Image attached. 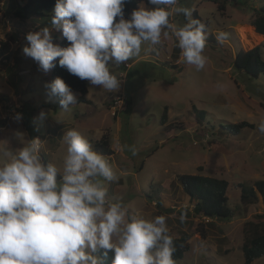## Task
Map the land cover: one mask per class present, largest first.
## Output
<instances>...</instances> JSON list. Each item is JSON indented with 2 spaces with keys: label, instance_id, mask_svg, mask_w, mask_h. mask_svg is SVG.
Returning <instances> with one entry per match:
<instances>
[{
  "label": "rangeland",
  "instance_id": "374dc122",
  "mask_svg": "<svg viewBox=\"0 0 264 264\" xmlns=\"http://www.w3.org/2000/svg\"><path fill=\"white\" fill-rule=\"evenodd\" d=\"M9 1L0 0V40L8 45L6 54L0 57V95L7 96L0 97V119H4L0 140L8 141L15 150L23 146L20 136L24 141L39 136L44 141L41 155L59 165L66 152L61 142L64 131L75 128L93 147L107 131L109 147L115 153L105 156L119 176L117 181L107 183L109 198L122 200L129 209L140 210L150 218L165 215L174 236L189 234V249L176 264H243L244 224L264 221V204L259 197L241 214L239 193L233 185L264 179V133L258 130L264 119V74L252 78L238 71L233 61L238 50L257 45L264 59V35L256 33L249 23L253 9L264 5V0H217L223 5L221 10L209 0H180L178 6L196 11L207 22L205 68L197 71L178 62L181 50L174 40L162 39L156 51H149L151 46L145 44L139 56L119 66L110 63V70L121 82L118 91L101 90L86 80L90 102L70 106V111H65L45 87L51 69L43 71L23 52L28 45L26 34L44 27L59 44L62 34L51 24L54 11L18 25ZM171 19L180 25L186 22L183 14H174ZM249 30L253 31L254 42L245 45L243 39ZM218 31L229 34L224 44L215 39ZM122 94V108L113 115L112 101ZM11 108L22 114L20 122L7 114ZM193 108L207 111L203 126L192 119ZM41 111L46 114L43 119L39 117ZM164 111L166 116L160 124ZM240 121L252 127H244L236 135L218 129L219 122ZM118 145L134 146L138 154L119 151ZM184 173L224 178L231 183L228 196L233 217L205 220L194 215L177 181ZM182 206L189 208L183 223L178 211ZM252 264H264V256Z\"/></svg>",
  "mask_w": 264,
  "mask_h": 264
},
{
  "label": "clouds",
  "instance_id": "9594fccd",
  "mask_svg": "<svg viewBox=\"0 0 264 264\" xmlns=\"http://www.w3.org/2000/svg\"><path fill=\"white\" fill-rule=\"evenodd\" d=\"M126 0H56L51 20L68 42L54 43L51 30L26 34L25 55L47 72L58 60L60 67L101 90L116 92L118 75L110 70L139 56L142 46L149 51L162 39L174 40L180 61L203 70L207 25L192 16L193 10L178 6L180 0H148L125 18ZM183 14L185 23L171 18ZM118 18V19H117ZM218 43L229 34L218 31ZM65 111L78 103L63 79L45 85ZM40 112L39 117L45 118ZM13 119L22 120L16 113ZM38 130V129H37ZM264 133V119L258 124ZM13 150L0 140V264H103L109 252L111 264H176L174 238L167 217L146 216L131 210L122 200L108 196V182L119 176L108 157L75 128L64 131L66 152L61 163L45 162L44 141L39 137L24 141ZM138 154L134 146L118 145L117 150ZM186 220L185 206L178 209Z\"/></svg>",
  "mask_w": 264,
  "mask_h": 264
},
{
  "label": "trees",
  "instance_id": "16d2710c",
  "mask_svg": "<svg viewBox=\"0 0 264 264\" xmlns=\"http://www.w3.org/2000/svg\"><path fill=\"white\" fill-rule=\"evenodd\" d=\"M209 1L214 2L217 5V9H223V5L217 0ZM141 2L148 5V0H126L124 5L126 19L129 18L131 11L136 9ZM55 3L56 0H10L9 6L16 24L20 25L21 21H28L34 17L47 16L51 9L54 10ZM192 16L194 19L201 20L196 11H193ZM204 23L207 25L206 21H204ZM249 23L256 33L264 35V5L253 9ZM252 33L253 31L249 30V35L246 39H243L245 45H252L251 43L254 42ZM208 40L214 41L212 38H209ZM58 45L66 47L68 42L62 36ZM7 49V43L0 40V57L6 54ZM58 60L59 58L54 61L55 66L51 69L50 74L46 78L47 84L59 77L64 80L66 85H68L72 91L77 92L76 97L78 103H89L90 100L86 97L88 92L86 80H81L77 76L70 74L65 68L60 67ZM233 64L238 71H242L252 78H257L260 74H264V59L259 45L245 50H238L235 54ZM0 97L7 98L4 94H1ZM165 116L166 111L163 112L160 124H163ZM206 117L207 111L193 108L192 119L197 124L203 126ZM3 124L4 119H0V128ZM244 127H252V124L247 121H240L237 123H218L219 131L228 135H236L239 130ZM109 140L110 135L105 131L94 143L95 150L106 156L114 154L113 150L109 147ZM42 159L45 162H48L44 156H42ZM177 181L183 189L188 203L192 206L191 210L194 215L205 217L209 220H228L233 217L234 211L230 206V199L228 196V190L231 183L226 179L198 173H184L178 175ZM233 186L239 193L237 206L241 214H244L243 212H246L249 206L256 204L259 197L264 204V179L256 180L251 184L237 182L234 183ZM185 210L188 211L189 208L185 207ZM243 234V242L241 245L243 264H252L255 259L264 256V221H247L243 227ZM172 236L176 246L173 258L176 261L181 259L184 253L189 249L188 239L190 238V235L187 233H181L179 236ZM112 257L113 254L109 252L108 258L103 261V264H111Z\"/></svg>",
  "mask_w": 264,
  "mask_h": 264
},
{
  "label": "built area",
  "instance_id": "2783aa9c",
  "mask_svg": "<svg viewBox=\"0 0 264 264\" xmlns=\"http://www.w3.org/2000/svg\"><path fill=\"white\" fill-rule=\"evenodd\" d=\"M124 65H125V67H128V66H129L128 63H125ZM121 78H122V77H121ZM124 99H125V96H124L123 94L114 97V99H113V101H112L113 104H112L111 107H110L111 110H112V114H113V115L115 114L116 110L122 108V105H123ZM7 114L10 116V118H11L12 120H14L13 117H14L15 114H16V108H11V109H9V110L7 111ZM107 156L109 157L110 155H107ZM203 218H205V217H203ZM205 220H209V219H208V218H205Z\"/></svg>",
  "mask_w": 264,
  "mask_h": 264
},
{
  "label": "crops",
  "instance_id": "0c3cea01",
  "mask_svg": "<svg viewBox=\"0 0 264 264\" xmlns=\"http://www.w3.org/2000/svg\"><path fill=\"white\" fill-rule=\"evenodd\" d=\"M74 92V91H73ZM76 93V96H77V92H75ZM87 97V96H86ZM42 106V105H41ZM49 130H48V128H46V132H48ZM115 153V152H114Z\"/></svg>",
  "mask_w": 264,
  "mask_h": 264
}]
</instances>
